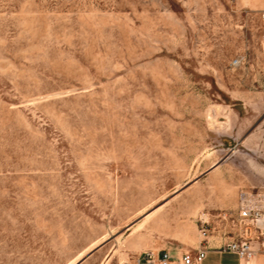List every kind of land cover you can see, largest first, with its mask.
<instances>
[{"label":"rangeland","instance_id":"obj_1","mask_svg":"<svg viewBox=\"0 0 264 264\" xmlns=\"http://www.w3.org/2000/svg\"><path fill=\"white\" fill-rule=\"evenodd\" d=\"M261 187L264 0H0V264L223 252Z\"/></svg>","mask_w":264,"mask_h":264},{"label":"built area","instance_id":"obj_2","mask_svg":"<svg viewBox=\"0 0 264 264\" xmlns=\"http://www.w3.org/2000/svg\"><path fill=\"white\" fill-rule=\"evenodd\" d=\"M232 65L236 66L237 61ZM230 226L232 238L223 252L234 254L240 264H253L256 257H264V187L239 192ZM208 252L207 249L181 254L169 250L146 251L136 264H203Z\"/></svg>","mask_w":264,"mask_h":264},{"label":"crops","instance_id":"obj_3","mask_svg":"<svg viewBox=\"0 0 264 264\" xmlns=\"http://www.w3.org/2000/svg\"><path fill=\"white\" fill-rule=\"evenodd\" d=\"M208 253H226V252H219V251L216 252V251H213V252H208ZM203 264H204V263H203ZM238 264H240L239 261H238Z\"/></svg>","mask_w":264,"mask_h":264}]
</instances>
